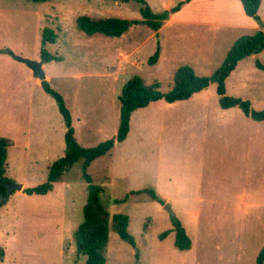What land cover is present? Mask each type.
<instances>
[{
	"label": "rangeland",
	"instance_id": "374dc122",
	"mask_svg": "<svg viewBox=\"0 0 264 264\" xmlns=\"http://www.w3.org/2000/svg\"><path fill=\"white\" fill-rule=\"evenodd\" d=\"M145 1L159 12L183 0ZM193 12H199L197 1L185 3L156 31L137 25L110 37L85 34L76 17L141 18L139 4L0 0V136L10 141L5 171L10 182L26 187L44 182L51 162L64 155L66 131L55 98L14 56L39 61L43 48L60 58L45 61L42 69L70 111L76 141L92 147L115 136L118 95L132 76L145 84L158 82L167 92L179 67L210 75L223 62L229 35L184 23ZM44 28L53 30L54 42L41 44ZM157 46L158 59L150 65ZM254 61L246 57L226 79L225 89L242 95L238 80L249 77L253 88L243 99L258 111L264 110V72L253 74ZM218 99L210 82L191 99H160L134 110L126 138L88 166L92 183L102 186L108 211L128 216L136 242L134 248L110 230L105 264H255L264 244V201L254 197L245 216L236 215L232 204L237 195L264 186V120H253L237 106L223 110ZM246 137L248 146L241 142ZM142 188H152L165 203L144 192L114 201ZM86 195L79 160L45 194L14 190L1 197L0 264H85L73 233L83 219ZM253 195L264 200V193ZM170 212L190 236V249L174 246Z\"/></svg>",
	"mask_w": 264,
	"mask_h": 264
},
{
	"label": "trees",
	"instance_id": "16d2710c",
	"mask_svg": "<svg viewBox=\"0 0 264 264\" xmlns=\"http://www.w3.org/2000/svg\"><path fill=\"white\" fill-rule=\"evenodd\" d=\"M33 2H46L49 0H30ZM122 2L134 1L139 4V13L141 18H121L116 16L110 17H93L88 14H81L76 17V26L79 30L87 35L101 33L110 37H118L126 32L130 27L143 24L152 30H158L163 21L168 18L170 13L180 9V7L190 1L183 0L169 9H163L154 12L145 0H120ZM245 13L254 18L259 24H262L258 16V7L261 0H240ZM55 33L50 28H44L41 34V44L54 42ZM264 48V32L257 30L252 34H245L238 37L227 51L223 62L210 75H198L190 66L179 67L173 76L172 87L167 92L159 90L158 82L145 84L140 76L134 75L128 79L118 95L119 123L115 136L99 142L92 147L80 145L74 136V129L71 125V114L67 108L63 97L60 93L49 86L47 80L40 81L43 89L52 95L57 103L58 110L62 115L66 131L64 135V155L53 162L48 167L46 180L35 186L25 187L23 191L26 194L42 195L50 191L53 183L58 181L64 172L77 161H81V176L86 182V201L83 205V219L78 224L73 233L75 250L77 254L86 256L85 264H105L106 257L104 248L107 244L109 231L112 230L118 236L132 247H136L134 237L128 230V216L124 213L108 211L101 199L102 186L92 183L91 176L87 173V168L96 158L106 154L114 145L123 141L129 131V121L132 112L138 108L147 106L149 103L164 100L167 103L185 100L194 93L206 88L210 82L216 83V93L219 96L218 102L221 108L227 109L237 106L242 112L256 121L264 120V110H254L250 107V101L227 95L225 92L224 81L228 74L234 69L237 62L242 58L256 54ZM40 56L45 61L50 59H60L58 56L51 55L43 48ZM159 56V47L152 55L149 56L147 63L155 64ZM255 65L264 70V65L256 60ZM33 75L37 77L36 73ZM10 141L0 136V206L4 203L1 197L6 194L4 182L10 180L5 176L7 151ZM144 192L152 199L164 204L165 201L160 198L152 188H142L131 190L120 199H114L115 202H124L131 194ZM170 218L174 230V246L179 250H188L191 247V238L180 221L173 217L170 212ZM167 232H164V236ZM4 255V250L0 246V260ZM255 264H264V244L256 255Z\"/></svg>",
	"mask_w": 264,
	"mask_h": 264
},
{
	"label": "crops",
	"instance_id": "0c3cea01",
	"mask_svg": "<svg viewBox=\"0 0 264 264\" xmlns=\"http://www.w3.org/2000/svg\"><path fill=\"white\" fill-rule=\"evenodd\" d=\"M192 1H197V6H198L199 12H193V14H189L188 17H186L183 20V22L188 24V25H190V24L198 25L199 27H207L208 26L209 30H212L215 28L222 29L224 31V33L229 35V39H230V41L228 43V47L226 49L227 51L231 47L232 43L241 35L252 34V33L256 32L257 30H262L264 32V0L260 1V5L258 7V16H259L262 24H259L254 18H252L251 16H249L245 13V11L243 9L242 2L240 0H190L188 2L191 3ZM188 2H186V3H188ZM164 9H166V8H164ZM177 11L170 13V14L171 15L176 14ZM166 20H168V21L170 20L169 16ZM139 25H143V24H139ZM135 26H137V25H135ZM227 51H226V53H227ZM246 57H253V58H255V61L258 60L261 62V64L264 65V48L259 53L251 54V55H248ZM246 57L239 60L236 64V66L234 67V69L225 78V81H224L225 86H226V82H227L226 79H228V77L236 69H238L240 63H242V61ZM255 61H254V67H255L254 71L255 72H253V74L264 72V70L259 69L255 65ZM46 79H47V76L45 74V80ZM38 81H40V80H38ZM251 81L252 80H250L249 77H247V76L242 77L241 76L238 80V83H237L238 86L237 87H238V91L242 92V95L240 93H232V95H230V96L239 97L241 99L248 98V96L245 94H247L248 91H250L253 88V84ZM225 92H226V89H225ZM227 95H229V94H227ZM192 96L189 97L188 99H191ZM204 97L210 98L209 93H205ZM185 100H187V99H185ZM175 102H177V101H175ZM172 103H174V102H172ZM221 109H223V108H221ZM227 109H229V108H227ZM223 110H225V109H223ZM230 140L236 141L235 139H230ZM241 142L243 143L244 146H248L251 143V139L246 137L245 139L243 138V141H241ZM21 184L23 186L22 187V190H23L26 186L24 185L23 182H21ZM22 190H18V191H22ZM15 191H17V190H15ZM252 191H253V194L259 193V192L264 193V186H259L254 190L252 189ZM248 193H252V192H248ZM248 193L247 194L243 193V194L237 195V200L235 201L234 204H232V209L234 210L235 214L238 216H245L246 215V213H245L246 207H251V206L255 205V204H252V199L254 197L256 199L255 201H264V200H262V198H263L262 196L259 197L260 199L258 200L257 195L248 194Z\"/></svg>",
	"mask_w": 264,
	"mask_h": 264
},
{
	"label": "water",
	"instance_id": "95a60500",
	"mask_svg": "<svg viewBox=\"0 0 264 264\" xmlns=\"http://www.w3.org/2000/svg\"><path fill=\"white\" fill-rule=\"evenodd\" d=\"M6 53L12 55V53L9 50H6ZM18 61L24 62L29 69L36 73L38 79L40 81L45 80V73L42 69V65L44 64L45 60L41 59L39 61L30 60L27 58H23L21 56H14ZM4 186L6 187V194L3 196L4 198H7L14 190H22V184L21 183H15V182H4Z\"/></svg>",
	"mask_w": 264,
	"mask_h": 264
}]
</instances>
